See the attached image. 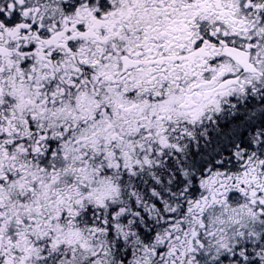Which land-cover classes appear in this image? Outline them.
Returning a JSON list of instances; mask_svg holds the SVG:
<instances>
[{
  "label": "snow or ice",
  "instance_id": "6c2138e0",
  "mask_svg": "<svg viewBox=\"0 0 264 264\" xmlns=\"http://www.w3.org/2000/svg\"><path fill=\"white\" fill-rule=\"evenodd\" d=\"M0 264H264V0H0Z\"/></svg>",
  "mask_w": 264,
  "mask_h": 264
}]
</instances>
